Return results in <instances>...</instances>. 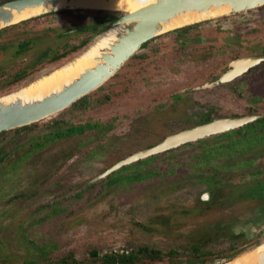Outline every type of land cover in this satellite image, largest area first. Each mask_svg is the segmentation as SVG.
Listing matches in <instances>:
<instances>
[{"label": "rangeland", "instance_id": "obj_1", "mask_svg": "<svg viewBox=\"0 0 264 264\" xmlns=\"http://www.w3.org/2000/svg\"><path fill=\"white\" fill-rule=\"evenodd\" d=\"M76 11L80 10H74L71 13H77ZM79 13L85 14L88 18L95 15L100 19L111 17L108 13L104 16L103 12L80 11ZM238 14L240 13L231 14L229 17L234 18ZM77 19L79 18L76 14H61L57 11L45 13L32 18L24 25L3 33L0 39L7 41L12 37L11 40L14 43L16 37H19V31L24 29L26 36L35 37L39 36L41 28L45 27V37H38L31 51H37L40 47L47 49L53 45L52 38L55 37L50 32L53 29H62L64 26L67 28ZM207 21L205 25L212 24L210 21L214 20ZM255 26H257L255 29L249 30L238 38L249 44L247 47H250V52L264 51V24ZM49 28L52 29L49 30ZM46 32L50 33L49 36ZM81 36L84 35L69 37L68 41L72 43ZM216 40L222 41L218 38ZM58 41L63 40L58 39ZM3 49H0V56L5 51ZM139 50H141L140 47L136 52ZM206 52L209 51L204 48L202 54H209ZM199 55V52L196 53L193 59L185 55L183 61L178 64H169L165 60L153 58L149 64L145 65L144 72L149 69L145 73L142 71L143 78L136 80V87L133 88L138 93L129 94L126 100L109 103L95 110L87 109L83 112L73 111L76 107H70L72 110L68 111H65L67 110L65 108L56 116L37 123V128L31 132L21 131L9 139L6 135L5 141L7 142L3 147V152H8L6 154L8 159L0 167L1 171L9 170L8 168L14 165V160L18 155L28 149L32 148V150L28 158L22 160L24 166L21 172H16V176L9 175V178L6 177L4 180H1L2 176L0 177V187L3 186L0 190V208L3 207L5 197L14 192L15 180L19 189H25L26 186L32 184L30 188H37L38 192L31 200L18 205L16 216L10 215L15 205L14 201L7 205L8 208H5L6 216L0 219V264H21L31 257L28 252L37 250L38 246H45L54 256L73 251L74 256L80 258L86 253L89 245L103 248L100 251L111 247L116 248L119 244L130 246L153 242L166 246L181 244L182 247H186V245L205 244L213 237V234L210 237L204 234L206 219H200L191 224H188L185 218L175 220L180 215L177 214L178 209L174 207V203L192 201L195 194L203 187V184L192 180L193 177L189 174L192 170L189 168L180 167L176 168L175 172L165 174L152 173L153 170L148 169L147 165L157 170H164V160L155 159L150 162L151 159H146L122 166L108 177L110 184L121 188L114 189L112 194L109 189L96 196L94 192L100 187H87L89 179L115 160L155 141L162 133L160 127L169 132L179 128L182 124L197 120L208 110L211 114H215L217 111H242L251 106L250 100L248 101L250 97L247 94L222 89L187 91L181 95V98L173 99V102H169L170 98H162L160 91L163 89L170 91L198 82L201 73H208L211 67L217 66V63L210 64L213 57H207L209 58L207 59ZM217 57V55L214 56L218 59ZM62 62L64 61L40 69L35 79L59 68ZM16 63L18 65L19 60ZM221 66L222 64L219 63L217 67ZM245 79L252 84L264 85V63L253 69ZM6 91L7 89L3 90L0 87V93ZM250 92L251 95H260L264 98V91ZM160 100H164V104L160 107H153L156 102L155 105L160 104L161 102H158ZM255 106L260 111H264V100L256 102ZM182 107L184 115L180 111L176 112ZM144 112L147 114H142ZM71 115H74L73 122L88 117H98L110 121L111 127L103 134L98 130H89L82 135L48 141L45 145L35 148L36 141L44 139L38 135L39 128H46L45 126L54 119ZM250 128L251 126H248V129ZM45 131L47 130H42V132ZM28 137L34 138L32 142L16 147L17 143L25 141ZM109 140H113V144L106 145L109 152L103 151V146ZM93 145H96L98 152L86 151ZM79 147L86 152L80 155ZM96 152L99 153L97 158L91 164L86 162V169L80 173L77 168L80 165L83 168V157L84 159L93 157ZM34 165L41 167L42 171H36V176L33 175L31 178L33 183H29L28 172L34 168ZM167 165L170 166L171 163L167 162ZM170 188L171 190L168 191ZM231 195L232 192L229 193V196ZM172 198L174 202H170ZM53 201L56 202L53 203ZM52 209H55L53 216L44 220L39 219L48 212L52 213ZM247 216L242 214L239 221L242 222ZM135 220L147 224L151 230L135 225L133 223ZM211 220L213 221L210 219V222ZM240 222L232 228L235 233L243 234L239 240L240 243L229 247L230 243L220 237L215 243L207 246L213 253L212 255L215 256L220 252L222 256L227 251L255 242L264 236V226L260 223L261 221L255 226L241 225ZM215 249L221 251L213 252Z\"/></svg>", "mask_w": 264, "mask_h": 264}, {"label": "flooded vegetation", "instance_id": "obj_2", "mask_svg": "<svg viewBox=\"0 0 264 264\" xmlns=\"http://www.w3.org/2000/svg\"><path fill=\"white\" fill-rule=\"evenodd\" d=\"M79 12L70 14H76L78 18H81L80 16L84 14H81ZM84 16V23L79 22V19H77L75 23L67 26V28L66 26H64L59 30H57L58 28L55 30L53 29L50 32L52 33V35H55V37L52 38L53 45L48 47L47 49H43L40 47L37 51H31L34 43L37 41V38L45 37V27H42L40 33L38 34L39 36L35 37L26 36L24 29L19 31V35L18 33H16V35H18L19 37H16V41L12 46V49L14 51L11 53L12 59L10 61V65H13V69L26 68L28 71L27 73L36 71L38 72L40 69L45 68V64L48 63L49 60L60 56L61 54L65 53L67 49L89 37V30H86L85 28L81 29L79 25H83L84 27V25L87 24V26L91 28L94 27V25L96 27L100 25L98 22L94 25H91L94 22L93 18L97 15L92 16L91 18H88L86 15ZM235 18H237V20H235ZM211 22L212 24L210 25H205L206 23H208V21H203L191 24L188 27L176 28L168 31L170 32L169 35L165 33V36L163 38L157 35L151 38L150 42H147V40L143 45H141V50L137 51L134 56H132L129 60H127V62H125V64H123L118 74L111 76L105 83L93 90V92H90L94 93V97H92L96 102L100 98H107L104 103L93 107H88L87 105H90L94 102V100L91 99V101L89 102H81L80 106H77L75 109H73V111L75 110L76 112H83L87 109L95 110L96 108L107 105L109 103L126 100L127 97H129V94L133 92V94L138 93L133 87H136V80L139 81V78L143 76L142 71L144 72L145 65L149 64L153 58L165 60L169 62V64H178L179 62L183 61L185 55L193 59L195 57V54L199 52V57H213V60L210 63L211 65H214L215 63H217V66L219 65V63L222 64L220 68L214 66L208 70V73H201L199 75L198 82L189 83L186 87H180L170 91L163 89L162 91H160L162 98H170L169 102H173L174 100H177V98H181V95H183L187 91L201 89H222L230 92H236L238 94H247L250 97L248 101L250 100L249 102L251 106L245 108L242 111H217L215 114H211L208 110L197 120L182 124L179 128L169 132H166L160 127L162 133L158 138L155 139V141L145 144L135 151L129 152V154H127L126 156L123 155L120 159L115 160L108 167L89 179L90 181L87 185L88 188H91L93 186L100 187L94 192L96 196L104 193L105 190L108 191L109 189L110 194H112L114 192V189L121 188L119 186L115 187L112 183L110 184L108 177L122 166L130 165L132 163L146 159H151L150 162L155 159L164 160V170H157L155 168H152V166L147 165L150 162L146 164L148 169L153 170L152 173L165 174L175 172V169L180 167L191 169L192 171L189 174L191 175V177H193L192 180H196L199 184H203V187L199 192L195 194L192 201H186L185 203H174V207L178 209L177 214L181 216H177L175 220L178 218H185L186 220H188L187 223L191 224L193 222H196L197 220L206 219L207 221L204 226V234L205 236L209 237L213 234V237L210 240H207L208 242H206L205 244L194 245H201L205 250L208 251L210 250L209 248H207V246L215 243V241L219 240L220 237L230 243L229 247H233L240 243L239 240L241 239L243 234L235 233L232 228L235 225L239 224L238 222H240L239 220L242 214H246L248 216L245 217L242 222H240L241 225L250 224L255 226L258 222L261 221L260 223L264 226V111H260L259 108L255 106L256 102L264 100V98L260 95L250 94V91H264V85L252 84V82H249L248 79H245L247 78V76H249L250 72L253 69L262 65L264 63V60L254 66L249 67L245 72L240 73L229 81L213 85L210 84L221 77L223 73L231 67L230 63L237 58H241L244 56L264 55V51L250 52V47H247L249 44H246V41L243 42L238 38L240 35L247 33L249 30L252 31L253 29H255V27H257L255 25L264 24V7H261L254 11H249L247 13H240L237 15V17L234 18L226 16L221 19L210 21V23ZM257 22L258 24H256ZM51 29L52 28H49V30ZM50 33L46 32V35L49 36ZM78 34H82L84 36H81L78 40H75L72 43L68 41L69 37H74ZM217 38L221 39L222 41H217ZM58 39H62L63 41L59 42ZM2 40L3 39H0V44L2 43ZM159 45L160 49H158L159 51H157L159 53L155 54L153 50ZM178 47L183 49L177 51L176 49ZM204 48L209 51L206 52L209 54H202V50ZM1 54L2 55L0 56V60L3 59V55L5 54V52H2ZM216 55L218 56V59L214 58V56ZM219 56L221 58H219ZM17 59L20 62L18 65H16V61H18ZM41 64L43 66L39 68ZM147 70H145V72ZM158 102L161 103L155 105L157 103L156 102L153 107H160L164 104V100H160ZM84 104H86L87 106L86 109L83 108L85 107ZM70 107L71 106L67 107V110L65 111L72 110L70 109ZM182 109L184 108H179L176 112L180 111V113L184 115ZM142 114L145 115L147 113L144 112ZM249 115L258 116L255 117L254 120L235 128L227 129L221 132H215L210 135L197 138L195 140L186 141L180 145L156 153L145 155L144 157H139L136 160L121 164L111 171L106 172L117 162L125 159L130 155H134L138 151L154 147L167 136L174 135L183 130L191 129L197 125L212 122L215 119L220 120L223 118H238ZM73 117L74 115L68 116L66 118H64V116L59 117L47 124L45 126L46 128H39L37 131L38 135H40L39 137H44V139L42 141L37 140L35 143V148L45 145V143L48 141H57L65 137L82 135L89 130H98L101 134H103L111 127L110 121L98 117H88L85 119H80L77 122H73ZM90 124L91 126H88ZM28 125L2 131L3 133L0 132V167L2 166V164H4L5 160L8 159V156H6L8 152H3V147L7 142L5 141L7 139L6 135L9 136V139L21 131L31 132L32 130L37 128V124L32 125L31 123L29 126ZM248 126H251V128L248 129ZM80 127L81 129L77 130ZM44 129L47 131L42 132V130ZM30 138L31 137H28L25 141L17 143L16 147L25 145L30 141L32 142L34 138ZM116 140L118 141V139ZM112 142L113 140H109V142L107 141L102 148L103 151L109 152V148H107L106 145ZM31 150L32 148L24 151L23 154L18 155L16 157V160H14V165L8 168L9 170H0V177L2 176L1 180H4V178L6 177L9 178V175L16 176V172H21L23 170L22 167L24 166L22 164V160L28 158ZM82 150L83 149L80 148V155L89 150L97 151L96 145H93L86 151ZM97 152L93 157H88L85 159L83 157V168L82 165L77 168L80 173H82L86 169V162H88L89 164L93 163V160H95L99 155V153ZM167 162L171 163V165L168 166ZM40 168L41 167H37L36 165H34V168H32V170L28 172L27 177H29V183H33L31 178L33 177V175L36 176V171H42V169L40 170ZM24 179H26V177ZM78 183H80V181ZM31 185L26 186L25 189H19L17 187L18 184L15 180V183L13 184L14 192L11 195L5 197L3 207L0 208V219L2 216H6L5 208H8L7 205L10 202L14 201L13 203L15 204L12 207L13 210L10 212V215L16 216L18 205L23 203L24 201L27 202L28 200H31L35 196V194L38 192L36 191L37 188L31 189ZM2 189L3 186L0 187V190ZM170 190L171 188L168 189V191ZM230 192H232L231 196H229ZM55 202L56 201H53V203ZM170 202H174L173 198ZM53 211H55V209H52V213L48 212L47 214L39 217V219L44 220L50 218L54 215ZM210 219H213V221L211 220L210 222ZM133 223L135 225L141 226V228L143 229L151 230V227L147 224L141 223L136 220L133 221ZM116 246V248L111 247L104 251H100L103 250V248H98L95 245H89L88 250L85 254L82 255V257H75L77 259L89 258L91 251H95L98 255H101L103 253L116 252L129 253L131 250L137 249V247L140 246L160 248L162 249L163 253H166L168 250L174 248L180 250H183L184 248L181 244H179L178 246H166L155 242L151 244L143 243L130 246H123L122 244H119ZM186 247H189V245H186ZM45 248V246H38L37 250H45ZM218 251L221 250H213V252ZM219 253L220 252L216 253V256H219ZM181 255L177 258H181L187 254L185 253ZM175 259L176 258H173L172 260Z\"/></svg>", "mask_w": 264, "mask_h": 264}, {"label": "water", "instance_id": "obj_3", "mask_svg": "<svg viewBox=\"0 0 264 264\" xmlns=\"http://www.w3.org/2000/svg\"><path fill=\"white\" fill-rule=\"evenodd\" d=\"M221 1H232V0H160L159 2L151 3L141 9H138L134 12H127L121 10H109L103 8H80V7H72L70 6L73 0H5L0 2V30L4 29L13 24L20 23L22 21L40 16L49 12H56L60 10H80V11H91V12H103V13H111L116 15L113 20L108 21L105 25L101 26L97 30L91 33V35L87 38V40L83 43H78L68 51L63 57L55 60L51 63H46L45 66H50L52 64H56L59 61L62 62V65L71 62L77 56H79L82 52H84L94 41H96L101 35L109 31L112 27L126 22L128 20L136 19L143 20L151 17H160L164 18L167 15H170L174 11H178L181 9H190L194 7H201L203 5H209L212 3H219ZM240 1L246 2L247 0H233L235 5ZM249 2H253L254 0H248ZM62 2H65L63 6H60ZM261 7H264V1H261L255 5L241 7L236 10H233L230 13L218 15L216 17L203 19L200 21H196L193 23L185 24L181 27L191 25L198 22H203L207 20H216L221 19L226 16H230L235 13H246L249 11L257 10ZM35 10H39L35 13ZM26 14V16H25ZM180 28V27H177ZM176 29V28H174ZM173 30V29H171ZM164 31L162 33H154L151 34L148 31H145L141 34L129 35V39L131 40L132 48L130 51H119L116 53V45L111 48V53L117 54V60L113 64V69L111 72H108L106 68L97 69L94 72L87 71L83 77L71 82L65 88L60 90L57 93L50 94L39 101L31 102L28 104L20 105V106H8L5 108H0V132L10 130L13 128H17L20 126L28 125L31 123H39L41 121L48 120L65 108L69 107L76 100L80 99L84 95L90 93L95 90L103 83H105L111 76H113L122 65L134 54L136 50L141 47L143 43L147 40L166 33L168 31ZM119 42L125 45H128V41L125 38L119 37ZM103 60L107 63H110L111 57L106 55L103 57ZM238 60H249L245 63L239 70H234V63ZM264 60V55H253V56H244L241 58H237L233 62L230 63V68L227 69L226 72L223 73L221 77H219L216 81L210 83L211 85L217 83H224L229 81L239 75L242 72H245L249 67L254 66ZM60 65V67L62 66ZM54 70V69H53ZM52 70V71H53ZM235 71V72H234ZM38 77V76H37ZM38 79V78H37ZM36 80L31 79L28 82H24L18 87L7 89L6 92L0 93V98L4 97L14 91H17L21 87L28 85L30 82ZM258 115H249L238 118H223V119H215L212 122L205 123L202 125H197L191 129L180 131L174 135L167 136L160 143L155 145L154 147L148 148L146 150L138 151L134 155H130L125 159L117 162L114 166L109 168L106 172L111 171L117 166L131 162L136 160L139 157H144L145 155H149L152 153H156L177 145H180L189 140H195L200 137H204L210 135L215 132H221L227 129L235 128L237 126L243 125L249 121H252ZM264 241V236L261 239H258L255 242L244 244L238 248L227 251L222 256H214L210 255L206 257V260L209 264H220L224 263L234 257L249 251L254 248L256 245ZM184 262L183 264H188L189 259L186 257L181 258ZM201 263L202 258L194 259L191 261L192 263ZM182 264V263H181ZM256 264H264V257L260 258Z\"/></svg>", "mask_w": 264, "mask_h": 264}, {"label": "bare ground", "instance_id": "obj_4", "mask_svg": "<svg viewBox=\"0 0 264 264\" xmlns=\"http://www.w3.org/2000/svg\"><path fill=\"white\" fill-rule=\"evenodd\" d=\"M159 1L160 0H73L70 6L134 12L151 3ZM261 1L264 0H254L253 2H249L248 0L246 2L240 1L236 5L233 3V0L221 1L219 3L215 2L209 5H203L198 8L194 7L174 11L164 18L151 17L143 20L132 19L118 24L101 35V37L94 41L84 52L71 62L59 68H55L53 71L40 76L38 79L21 87L17 91L1 97L0 108L16 105L20 106L39 101L50 94L59 92L71 82L83 77L87 71L94 72L97 69L106 68L108 72H111L113 64L117 60L116 53L118 50L130 51L132 48L131 40L128 37L129 35L141 34L145 31L151 34L162 33L188 23L227 14L241 7L252 6ZM64 4L65 2H62L60 6ZM38 11L39 10H35V13ZM119 37L125 38L129 44L125 45L120 43ZM115 45L117 46L115 49L116 53H111V48ZM106 55L111 57L110 63L103 60V57ZM247 61L249 60H238L235 62L234 70H239ZM262 257H264V241L249 251L220 264H256Z\"/></svg>", "mask_w": 264, "mask_h": 264}, {"label": "trees", "instance_id": "obj_5", "mask_svg": "<svg viewBox=\"0 0 264 264\" xmlns=\"http://www.w3.org/2000/svg\"><path fill=\"white\" fill-rule=\"evenodd\" d=\"M2 1H5V0H1V2ZM72 11H74V10H60L57 12H59L61 14L62 13L65 14V13H71ZM49 13H52V12H49ZM104 14H107V13H103V15ZM84 15L80 16L81 18H79V22H82V23L85 22L84 21L85 20ZM108 15L109 16L111 15V17L110 18L105 17V19H103L104 17H101V19H100L99 16H96L93 18L94 22L91 25H94L98 22L100 25L97 27L94 25V27L91 28V27H88L87 24H85L84 27H83V25H79V26L81 29L85 28L86 30H89L88 36H90L92 32H94L95 30H97L101 26L105 25L108 21L113 20L116 17V15L111 14V13H108ZM31 19H28V20L22 21L20 23L5 27L4 29L0 30V36H2L3 33L7 32V31L13 30L14 27H18L20 25L26 24V22H28ZM188 26L189 25L184 26V27H188ZM166 34L169 35L170 32H166ZM159 36H161L163 38L165 36V33H163V35H159ZM86 40H87V38L82 40L81 43L85 42ZM147 42H150V39ZM13 44L14 43L11 40V38L7 41H2V43L0 44V49L4 48L3 50H5L4 51L5 54L3 55V59L0 60V87H2L3 90L18 87L19 85L23 84L24 82H28L31 79L36 78L38 75L37 71L32 72V73H27L28 71L26 68H19V69L14 68L13 69V65H10V61L12 59L11 53L14 51L12 49ZM74 47H75V45L72 46L71 48L67 49L65 51V53L61 54L60 56H57V57L49 60L48 63H51L57 59H60L61 57H63L68 51H70ZM158 49H160V45L157 46L156 48H154L153 52L155 54L159 53V52H157V51H159ZM182 49L183 48L178 47L176 50L180 51ZM134 54L132 56H134ZM42 66L43 65L41 64L39 66V68H41ZM119 70L115 74H118L120 72ZM93 94L94 93H88V94L84 95L83 97H81L80 99L76 100L71 105V108L80 106V103L83 101L86 102L87 100L93 99V97H94ZM106 99L107 98H100L97 102L93 99L94 102L90 105H87V106L93 107L96 105H100V104L104 103L106 101ZM84 105H85V107H83V108H86L87 107L86 104H84ZM54 120H56V119H54ZM36 124L37 123H32V125H36ZM24 126H27V125H24ZM88 126H91V124ZM80 129H81V127L78 128L77 130H80ZM1 133H3V132H1ZM29 253H30L31 257L28 259H25L23 261V263H21V264H181V263L183 264L184 261L181 259L182 257L181 258H177V257L180 256L181 254H185V253L187 255H184L183 257H186L187 259H189L188 260L189 263H191V261H193L194 259L202 258V262L201 263L199 262L198 264H209V262L206 260V257L212 255L211 251L205 250L203 248V246H201V245H192L189 247H184L183 250L174 248V249L168 250L166 253H163L162 249H160V248H155V247H150V246H140V247H137V249L131 250L129 253L116 252V253H103L101 255H98V254H96L95 251H91L89 258H81V259H77L74 256L73 252H71V251L69 253H65L61 256H54L48 252L47 248H45V250L40 249L37 251L35 249L30 250V252H28V254ZM173 258H176V259L172 260Z\"/></svg>", "mask_w": 264, "mask_h": 264}]
</instances>
